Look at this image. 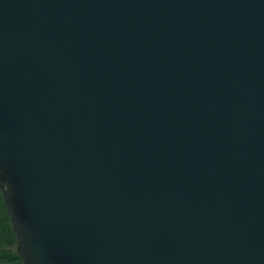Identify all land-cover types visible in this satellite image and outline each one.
<instances>
[{
  "label": "water",
  "instance_id": "1",
  "mask_svg": "<svg viewBox=\"0 0 264 264\" xmlns=\"http://www.w3.org/2000/svg\"><path fill=\"white\" fill-rule=\"evenodd\" d=\"M0 192L21 264H264V0H0Z\"/></svg>",
  "mask_w": 264,
  "mask_h": 264
},
{
  "label": "trees",
  "instance_id": "2",
  "mask_svg": "<svg viewBox=\"0 0 264 264\" xmlns=\"http://www.w3.org/2000/svg\"><path fill=\"white\" fill-rule=\"evenodd\" d=\"M0 264H21L16 251V238L12 230L0 192Z\"/></svg>",
  "mask_w": 264,
  "mask_h": 264
}]
</instances>
